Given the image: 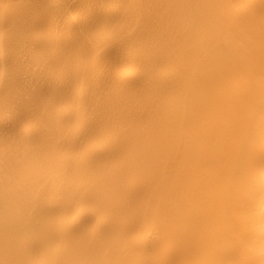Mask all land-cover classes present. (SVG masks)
Segmentation results:
<instances>
[{
  "label": "bare ground",
  "instance_id": "obj_1",
  "mask_svg": "<svg viewBox=\"0 0 264 264\" xmlns=\"http://www.w3.org/2000/svg\"><path fill=\"white\" fill-rule=\"evenodd\" d=\"M46 1L44 0L45 3ZM60 2L61 4L50 5L48 12L44 11L46 10L44 4L42 9L45 13L41 12L42 10L36 11L33 7L29 8L30 5L25 4L27 9H23L27 13L24 10L23 13H26L28 18L31 15L33 19L37 16L41 19L40 22L45 20L40 28L45 26L44 34L49 35V38L51 35L55 37L58 32L57 21L65 16L67 22L75 9L71 7L73 0ZM47 4L46 6H49ZM119 4L122 8L145 7L142 9L144 17H141L145 28L141 32L142 35L119 42L116 51L125 44L123 48L126 51L122 47L120 49L125 51L121 53L123 55L119 54V50L117 51L119 58L113 57L115 60L105 58L102 61L104 68L112 71L104 74L100 72L102 67L99 64L102 63L90 64L94 65L91 70L97 77L93 87L91 85L93 90L100 91L111 85L109 90L106 89L108 91L106 98L97 95L98 97L94 98L98 99H92L93 101L88 103L86 101L90 98L83 100L82 93L81 98L76 95L69 97L72 98L69 101L72 108L84 107L88 118L89 116L94 120L97 118L100 122L97 123V128L95 126L96 130L92 132L93 129H90V132L85 130V133L78 134V136L82 135V140L83 134L85 136L83 142L77 139L80 140L78 142L80 144L77 143L75 139L77 136L70 127L73 126L70 122L71 115H67L55 106V94L71 92L72 81H68L71 84L67 80L63 82L62 77L56 75L57 72H52L50 71L52 68L47 67V63H50L47 62L48 59L49 61L55 59V56L52 57L56 54L55 51L59 50L57 56L60 55L59 47L66 49L64 47L69 44L68 48H72L70 42L61 37L54 38L50 49L42 51L41 43L36 46L34 43L35 48L39 46L37 50L35 48L33 50L37 53H30L25 46L26 43L19 44L20 41L14 43L13 39L18 32L10 27L9 73L7 78L4 77L7 81L5 82L4 79L2 85L0 82L2 86L0 108L5 113L3 117L0 116V124L9 120L11 126L8 128L9 131H6L7 127H4L5 131L0 130V158L4 160L6 154L9 161L7 158L5 161L10 164V161L14 160L9 158L12 150L8 149L15 144H11L10 140L15 139L14 126L21 124L19 121L25 123L34 120L43 128L44 142L48 144L49 149L46 154H49L50 159L47 157V160H51V166L54 165L52 167L55 175L54 185L57 188L65 186L67 188L56 193L55 186L52 188L48 184L50 188H55L54 191L51 190L55 192L54 195L51 193L55 199L49 196L53 201L65 194L64 198L61 196L63 202L59 201L60 207L57 206L58 210L54 213L56 212L55 215L58 216L62 213H70L72 215L70 220L75 221L67 232L58 228L61 238L58 248H51L49 245L46 248L40 246L39 256H43L44 262L41 260L43 264H216L221 258V242L226 232L233 227V216L242 213L243 201L240 192L256 182L261 164L264 162V0H119ZM155 7H192L190 9L192 12L187 11L188 9L185 11L175 9V14L186 15L188 21L193 18L192 23L187 26L179 21L170 25L171 22L169 23L166 18L168 14H163L164 17L159 22L160 16ZM16 11L11 15L12 25L15 28V20L21 19L23 23L24 19L25 23L31 20L30 18L26 20L27 15L22 16L24 14L20 10L18 11L22 15L18 17ZM148 20L158 21L154 31L153 22L149 23ZM33 22V25L36 24L35 20ZM124 28L126 24L119 31H124ZM181 29L183 32L178 35L176 31ZM112 31L118 32L114 28ZM114 34V38L119 40L122 32ZM90 42L87 43L91 46ZM126 46L129 48L127 49ZM87 47V44L75 45L72 49L80 51L75 52L83 53V56L87 51L92 53L88 50L92 46ZM99 51L101 52L100 49ZM67 52H65L66 58L73 55L68 52L71 54L68 56ZM117 53L115 52V55ZM32 54L39 56L34 55L36 58L33 59ZM86 54L89 55L88 52ZM84 57L91 63L88 60L90 55ZM77 58L74 56L68 61L74 63ZM59 61H62L61 57L54 62ZM169 72H172V79L165 82L168 80L166 78L163 80L162 77L164 75L168 77ZM83 73L79 76L82 77ZM100 73L103 74L102 77ZM46 74L49 76L46 89H49L50 93L43 96L38 90L39 78ZM30 101L36 104H31ZM49 110L51 113H48ZM81 113L78 118L82 117ZM83 118L78 120L76 117L73 118L77 120L74 121L78 130L82 127ZM19 129L18 132L24 131L23 128ZM80 130L83 132L84 129ZM107 135L110 141L108 146L103 148L104 144L106 145ZM31 136L34 141L35 137ZM37 140L38 143L42 141L41 138ZM42 145L43 143L41 146L37 144L38 147ZM25 147L27 149V146ZM31 149L34 150V147ZM7 150L9 153H5ZM14 156L17 158L16 155ZM40 156L37 157L42 158L45 155ZM21 157L22 155L20 159ZM30 157H34L33 154ZM66 158L71 162L67 166L64 165ZM27 159L30 160L29 157ZM23 160L19 161V164ZM1 163L3 164L2 161ZM20 165L23 168V164ZM42 175L40 174V177ZM31 177L28 175V179ZM35 177L40 179L39 176ZM34 178L30 179V182L32 180L35 182ZM40 180H36L35 183L45 181ZM31 185L30 189L33 183ZM20 186L11 191L9 185H5L2 187L4 193L0 189V192L2 191L0 215L5 214L7 217L16 211L18 213L19 211L15 209L23 203L24 198L25 205L28 206L26 197L34 193L30 192L24 197L23 193L27 189L25 187L24 192ZM33 190L34 188L31 191ZM41 192H38L40 196ZM36 196L33 198L39 197ZM37 201L40 202V199ZM67 202L68 206L65 205ZM25 205L21 204L22 207ZM40 205H43L42 202ZM31 206L27 207L29 211ZM27 208H24V211L21 208V212H25ZM39 208L41 209L42 206ZM39 208L36 206V209L30 212L33 214ZM46 210L45 212L48 211ZM43 213L41 212L40 215ZM104 217L106 222H102V226H96L95 223H99ZM23 220L21 218L22 223L19 221L21 225ZM19 225H12L6 230L0 226V264H21L27 261L29 256L27 254L26 258L21 256L11 260L12 251L9 249L10 246L6 245L7 232L15 230L20 234ZM36 250L37 247L33 250L36 253H32L38 256L39 251ZM32 256L35 257L33 254ZM9 258L11 259L8 261ZM29 260L32 258H28L27 262ZM27 262L25 263L28 264ZM32 264L40 263L35 259Z\"/></svg>",
  "mask_w": 264,
  "mask_h": 264
},
{
  "label": "rangeland",
  "instance_id": "obj_2",
  "mask_svg": "<svg viewBox=\"0 0 264 264\" xmlns=\"http://www.w3.org/2000/svg\"><path fill=\"white\" fill-rule=\"evenodd\" d=\"M61 0H47L46 1V3L44 2V0L42 1L41 0V2H40V0H0V13H2V14H0V21H2V22H0V42L2 43H0L1 45V47H0V65L2 64V66H0V82H1V85H2V82H4V77H8V73H9V71H8V55H9V50H8V48H9V46L11 45V40H10V30L12 29H16V32H18V34L16 35V38L15 39H13V40H15L14 41V43L17 41H20V43L19 44H25V46H26V48H28V52H30V53H37L36 52V50H37V48L39 47H37V48H35L34 46H36V44L37 45H39L40 43H41V51L42 50H44V49H50V47H51V45L53 44V42H54V38H63L64 40H66V39H68V40H66V41H68V43L70 42V44H71V47L73 48V47H75V45H79V46H83V45H88V47L87 48H91V46H92V48L91 49H88V50H91V54H90V52L89 51H87L88 52V54L90 55V58L88 59L89 61H91V63L90 62H88V61H86L87 60V58L86 57H84V56H87V57H89V55H87L86 53H85V55H83L82 56V54H78L80 51H78V50H75V48L74 49H72V48H68V47H70V45L68 44L67 46H65L64 48H66V49H63V48H58V49H60L61 50V52H62V50H66L65 52H67V50H68V52H70L71 54H73L74 56H77L78 58L77 59H75V62H76V64H75V62L74 63H72L71 61L69 62L68 60H70L72 57H74L73 55H71L70 53H68V54H66V55H71L70 57H67V58H69V59H67L66 58V56H65V52L63 51L62 53V56H60L61 55V52H60V55L59 56H57V52L59 51L58 49H56V50H58L57 52L55 51L54 53H56L55 55H51L52 57H54L55 56V59L57 60V59H59L60 60V57L62 58V61L60 62H58V63H56V62H54L55 61V59H52V60H50L49 61V59H48V61L47 62H50V63H47V67L48 68H52L50 71H52V72H57L56 73V75H58V77H62L61 79H62V81L64 82H66V80H67V82L68 81H72L71 83L70 82H68V83H70L71 84V86H73V88H72V91L71 92H69L68 94H64L63 92H62V94L60 93V92H58V93H56L55 94V106H56V108L57 109H59V110H61L62 112H65L67 115H71V118H70V122H71V125H72V123H73V126H70L71 128H72V130H73V132L75 133L74 135H76L77 137L75 138L76 140L77 139H80L82 142L83 141H85V136H84V134H83V140H82V135H79L78 136V134H82V133H85L86 131L85 130H87V132H90V129H93V130H91V132L92 131H94V130H96V128H97V123L99 122L98 120L99 119H97V118H95L96 120H94V119H92L90 116H89V118H88V116H87V110H86V108H84V107H77L76 108V106H73V108L71 107V102H69L71 99L69 98V97H72V96H74V97H76V96H78V97H82L81 96V93H82V95H83V100H87L88 98H90V99H88L86 102H92L94 99H98V98H94V97H96L97 95L98 96H100V98H101V96L103 97V99L104 98H106V94H108V91L106 90V89H108L109 90V88H110V86H109V88H106V89H101L100 91H94L93 90V84H95V82L97 81V79H95V78H97L95 75H94V73L92 72V66H94V65H90V64H95V65H98L99 63H102V64H99L100 65V67H102L101 68V73H108V72H110V71H112V69L111 70H106L105 68H104V66H103V60L105 59V58H109L110 60H115L113 57H116V58H119V56L120 55H123V54H121L122 52H125L126 51V49H124L125 48V44L123 45H121L119 48L120 49H122L123 47V50H125V51H123V50H117V51H119V54L117 53V51H116V48H117V46L122 42V41H127V39L129 38H131V37H133V36H139V35H142L141 34V32H143L144 31V22H143V20H142V18L141 17H144V15H143V13H142V9L143 8H145V7H120L121 5L119 4V0H117L118 1V3H117V1L116 0H107V2H106V0H73V2H72V5H71V7H74L75 9H73L74 11L72 12V15H70V18H69V20L67 21V22H65L66 20H65V16L62 18V19H60V20H58L59 21V23H58V21H57V30H58V32L56 33V35H55V33H54V35H55V37L53 36V35H51V39L49 38V35H47V34H44L45 32H43V29H44V27L45 26H41V28H40V25H42V23H43V21H45V20H42V22H40V20L41 19H38L37 18V16H35L36 18H34L33 19V17H32V15L31 16H29V18L32 20V22H31V20L28 18V15L26 14L27 13V11L25 10V9H23V8H26L27 9V7H25L26 5L27 6H29L30 5V7L29 8H34L36 11H41V12H46L47 11V9H50V5H57V4H61V2H60ZM81 1V2H80ZM97 1V2H96ZM35 2V3H34ZM43 2V4L41 5V3ZM77 2V3H76ZM78 2H80V3H78ZM87 2V3H86ZM48 3V4H47ZM81 3H82V5H81ZM1 4H2V6H1ZM26 4V5H25ZM38 4V5H37ZM44 4H45V7H46V10H44L43 11V9H44ZM46 4L47 5H49V6H46ZM110 4V5H109ZM118 4H119V6H118ZM6 6V7H3V6ZM25 5V6H24ZM36 5V6H35ZM76 5V6H75ZM80 5V6H79ZM12 6V7H11ZM40 6H41V9H40ZM16 7V8H15ZM111 7V8H110ZM2 8H3V11H2ZM37 8V9H36ZM43 8V9H42ZM89 8V9H88ZM125 8V9H124ZM137 8V9H136ZM147 8V7H146ZM157 10L156 11H158V14H159V22H160V19L161 18H163L164 16H162L163 14H168V17H166L167 18V20L169 21V23L171 22V24L170 25H172V24H174L175 22H182L183 24L185 23L186 25L188 24V25H191V21H192V19L190 18V20L188 21L187 20V16L186 15H184V16H182L183 14H181V15H177V14H175V12H176V10L175 9H179V10H183V11H185V10H187V11H189V12H192V10H190V9H192V7H155ZM6 9V10H5ZM22 9V10H21ZM114 9V10H113ZM166 9V10H165ZM170 9V10H169ZM18 11V10H20L22 13L25 11L26 13V15H27V17H26V20H30V21H27L26 23H25V19H24V23H23V21L20 19L19 20V18H16V19H18L19 21H17V20H15V25H16V28H15V26L14 25H12L13 24V22H12V20H11V15H12V13L14 12V11ZM24 10V11H23ZM96 10V11H95ZM129 10V11H128ZM16 11V12H17ZM95 11V12H94ZM9 12V13H8ZM10 12H11V14H10ZM44 12V13H45ZM48 12V11H47ZM114 12V13H113ZM129 14H128V13ZM166 12V13H165ZM22 13H20L19 11H18V13H17V16L18 17H20L19 15H22ZM103 13V14H102ZM105 13H107V14H105ZM125 13V14H124ZM24 14V13H23ZM22 15V16H26V15ZM79 14V15H78ZM115 14V15H114ZM16 15V14H15ZM101 15V16H100ZM113 15V16H112ZM131 15V16H130ZM3 16V17H2ZM16 16V17H17ZM34 16V15H33ZM67 16V15H66ZM91 16V17H90ZM176 16V17H175ZM14 17V16H13ZM32 17V18H31ZM72 17V18H71ZM136 17V18H135ZM140 17V18H139ZM24 18V17H23ZM28 18V19H27ZM99 18V19H98ZM101 18V19H100ZM184 20H183V19ZM7 19V20H6ZM92 19V20H91ZM136 19H137V21H136ZM139 19V20H138ZM152 19V18H151ZM35 20V23L36 24H34L33 25V21ZM62 20V21H61ZM64 20V21H63ZM88 20V21H87ZM154 20V19H153ZM153 20L151 21L150 20V22H153ZM22 21V22H21ZM37 21V22H36ZM100 21V22H99ZM121 21V22H120ZM140 21L142 22V23H140ZM167 21V22H168ZM12 22V23H11ZM28 22H31V23H28ZM38 22H39V24H38ZM79 22V23H78ZM116 22V23H115ZM132 22V23H131ZM137 22V23H136ZM147 22H149V20L147 21ZM149 22V23H150ZM157 22V23H156ZM89 23V24H88ZM113 23V24H112ZM114 23H115V25H114ZM126 24V28H124L123 30L124 31H119V29H121L122 27H124L125 26V24ZM128 23V24H127ZM139 23V24H138ZM18 24V25H17ZM32 24V25H31ZM97 24V25H96ZM157 24H158V21H155V22H153V26H152V30L154 31L156 28H157ZM184 24V25H185ZM71 25V26H70ZM123 25V26H122ZM130 25V26H129ZM137 25V26H136ZM152 25V24H151ZM187 25V26H188ZM63 26V27H62ZM104 26V27H103ZM4 27V28H3ZM10 27H11V29H10ZM83 27V28H82ZM85 27V28H84ZM94 27V28H93ZM117 27H118V29H117ZM135 27V28H134ZM151 27V26H150ZM78 28V29H77ZM82 28V29H81ZM114 28V30H118V32H114V31H112V29ZM155 28V29H154ZM81 29V30H80ZM98 29V30H97ZM129 29H131V30H129ZM137 29V30H136ZM139 29H140V31H139ZM183 29V28H182ZM179 30V31H176L177 32V34L178 35H180L182 32H183V30ZM65 30V31H64ZM75 30H77V31H75ZM68 31V32H67ZM95 31V32H94ZM101 31V32H100ZM181 31V32H180ZM30 32V33H29ZM32 32H33V35H32ZM43 32V33H42ZM71 32V33H70ZM119 33V32H122V35H121V37H120V39L118 40L117 38H114V33ZM4 33V34H3ZM40 34V35H39ZM42 34V35H41ZM70 34H72V35H70ZM110 34V35H109ZM126 34V35H125ZM127 34L129 35V36H127ZM135 34V35H134ZM3 35V36H2ZM31 35V36H30ZM45 35V36H44ZM70 35V36H69ZM94 35V36H93ZM96 35V36H95ZM109 35V36H108ZM125 35V36H124ZM35 36V37H34ZM72 36H74V37H72ZM87 36V37H86ZM17 37H18V39H17ZM26 37H27V39H26ZM43 37V38H42ZM45 37V38H44ZM48 37V38H47ZM65 37V38H64ZM70 37V38H69ZM84 37V38H83ZM91 37V38H90ZM125 37V38H124ZM2 38V39H1ZM73 38V39H72ZM96 38V39H95ZM8 39V40H7ZM37 39V40H36ZM39 39V40H38ZM42 39V40H41ZM69 39H71L72 40V42H71V40H69ZM76 39H77V42H75L76 41ZM105 39V40H104ZM117 39V40H116ZM32 40V41H31ZM44 40H46L45 41V43H44ZM51 42H50V41ZM53 40V41H52ZM56 40V39H55ZM74 40V41H73ZM80 40V41H79ZM83 40V41H82ZM122 40V41H121ZM3 41V42H2ZM89 41H91L90 42V44H91V46L89 45V43H87V42H89ZM117 41V42H116ZM5 42H7V43H5ZM37 42V43H36ZM96 42V43H95ZM120 42V43H119ZM35 43V45L33 46V44ZM73 43V44H72ZM78 43V44H77ZM81 43V44H80ZM98 43V44H97ZM15 44H17V43H15ZM46 44H47V46H46ZM94 44V45H93ZM72 45H74V46H72ZM46 46V47H45ZM95 46V47H94ZM113 46V47H112ZM43 47V48H42ZM48 47V48H47ZM62 47V46H61ZM122 47V48H121ZM34 48L36 49L35 51H33L34 50ZM103 48V49H102ZM126 48H127V46H126ZM129 48V47H128ZM127 48V49H128ZM72 51H71V50ZM78 49V48H77ZM81 49V48H80ZM99 49L101 50V52L99 51ZM30 50V51H29ZM32 51V52H31ZM39 51V50H38ZM75 51H78V53H76ZM98 51H99V53H98ZM130 50H128V52H129ZM3 52V53H2ZM40 52V51H39ZM115 52L117 53L116 55H115ZM131 52H134V51H131ZM76 55H75V54ZM111 53V54H110ZM3 56H2V55ZM34 54V55H35ZM39 54V53H38ZM94 54H95V56H94ZM33 55V54H32ZM34 55L32 56V58L34 59V58H36L37 56H39V55H35L36 57H34ZM91 55H93V56H91ZM124 55L126 56L127 55V52L126 53H124ZM31 56V55H30ZM118 56V57H117ZM131 56V55H130ZM52 57H50V58H52ZM95 57V58H94ZM85 58V59H84ZM93 58V59H92ZM97 58V59H96ZM102 58V59H101ZM121 58V57H120ZM100 61V62H99ZM66 62V63H65ZM68 62V63H67ZM81 62V63H80ZM7 63V64H6ZM62 63V64H61ZM83 63H84V65H83ZM53 64V65H52ZM78 64V65H77ZM66 65V66H65ZM86 65V66H85ZM3 66H4V68H3ZM72 66V67H71ZM77 66V67H76ZM85 66V67H84ZM90 66V67H89ZM57 68V69H56ZM80 68V69H79ZM1 69H2V71H1ZM5 69V70H4ZM7 69V70H6ZM90 69V70H89ZM103 69V70H102ZM60 70V71H59ZM84 73H83V72ZM65 72V73H64ZM67 72V73H66ZM3 73V74H2ZM5 73V74H4ZM83 73V76L81 77V76H79V75H81ZM100 73V74H101ZM168 73V72H167ZM172 72H169V75L168 74H166V75H168V77H165V75L162 77V79L163 80H165L164 78H166V80H168V81H165V82H169V81H171V79H172V74H171ZM4 75V76H3ZM84 75H85V77H84ZM102 75L103 74H101V76L100 77H102ZM1 76L3 77V78H1ZM64 76V77H63ZM105 76V75H104ZM6 77V78H7ZM84 77V78H83ZM46 78V79H45ZM49 78V76H48V74H46V75H42L40 78H39V86H40V88L38 89L39 90V92L44 96H47V95H49V93H50V91H49V89H46V85L48 84V79ZM68 78H70V79H68ZM3 79V80H2ZM60 79V80H61ZM161 79V80H162ZM96 80V81H95ZM7 81V79H5V82ZM45 81H46V84H45ZM83 81H84V83H83ZM81 82H82V84L83 85H81ZM163 82V81H162ZM91 85H92V87H91ZM45 86V87H44ZM41 87H43L42 89H41ZM80 87H82V88H80ZM2 88V86H0V91L2 90L1 89ZM47 88H48V85H47ZM79 88V89H78ZM85 88V89H84ZM45 89H46V91H45ZM82 90H84V91H82ZM81 91V92H80ZM105 91V92H104ZM90 92V93H89ZM1 94H2V92H0ZM44 93V94H43ZM65 93H67V92H65ZM76 95V96H75ZM104 95H105V97H104ZM97 96V97H98ZM109 96V95H108ZM61 97V98H60ZM73 97V98H74ZM84 98H86V99H84ZM93 99V100H92ZM57 101V102H56ZM66 101V102H65ZM31 102V104H34L35 102H33V101H30ZM68 102V103H67ZM36 104V103H35ZM47 104V103H46ZM58 104V105H57ZM66 104V105H65ZM63 110H62V109ZM82 108H84V109H82ZM66 109V110H65ZM81 110V111H80ZM2 111V112H1ZM86 111V113H84ZM68 112V113H67ZM82 112V113H81ZM48 113H51V111L49 110V112ZM79 113H81L80 115L82 116V117H86L85 119L83 118L82 120H81V122H83L82 124H81V128H79V130H78V127L76 126V122L75 121H77L79 118L81 119L82 117H80L79 116V118H78V115H79ZM4 110H2L1 108H0V116L1 117H3L4 116ZM77 115V116H76ZM86 115V116H85ZM74 117H76V119L77 120H75V119H73ZM75 120V121H74ZM9 121V120H8ZM8 121H6V122H2L3 124L1 125L0 124V126H1V128H0V130L1 131H5V129H4V127L6 128V131L8 130L9 131V126H11V125H9V123H10V121L8 122ZM34 123H33V122ZM21 124H19V126L17 127V125L18 124H16L15 126H14V131L16 132V134L14 133L13 135H15V136H18V134H19V136L18 137H15L14 136V140H13V138L10 140V142H11V144H14L13 146H10V148L8 149V150H12L10 153L8 152V150L5 152V153H9V158H11V159H13L14 158V160H16V161H14V160H11L10 162V164L8 163V161H9V159H8V157L6 156V154H5V158H4V160H2L1 158H0V187L2 186V185H4V186H2V187H5V185H9V187L8 188H10L11 189V191H13V189H16V187H18V186H20L21 185V183H22V186H20L21 188H22V190H24V192H25V190H26V192L25 193H23V195H24V197H26L25 195H27L28 193H30L31 192V194H33L34 193V195H30V194H28L27 195V197L26 198H28L27 199V201H28V206L27 205H25V198H24V201H22L23 203H24V205L25 206H27L28 208H29V205L31 206H34V205H36V206H38V208H39V206H42V208L40 209H37L38 211H35V213H31L30 211L32 210V212L36 209V206H34L33 208H32V206L30 207V211L28 210V208L27 207H22L23 206V203H21L22 204V206H21V204H20V206L18 205L17 207H20V209L18 208L17 209V207H16V209L15 210H18L19 212L17 213V211H16V213H12L11 215H9V216H5V214H3V216L2 215H0L1 217H0V226H2V228L3 229H8V228H10L12 225H15V224H17V225H19L20 227H21V229H20V227L18 226V230L20 229V234L19 233H17V232H15V230H10V231H8L7 232V236H6V238H7V243L8 244H6V245H8V246H10V247H12V248H10L9 247V249H11L10 251H12L11 253H12V255H11V258H9L8 259V261L11 259V260H15L14 258H18V257H24V258H26L27 257V255H29L28 256V258H32V260H29V262H27L28 261V258H27V261H25V262H27L28 264H32V262H35V259H36V262H39L40 264H43V263H41L42 261L44 262V258H43V256L41 257V256H39L40 255V246L43 248V246H44V248H46V246H51V248H58V246L61 244V238H60V234H58V228H60V230H62L63 232H67V231H69L71 228H72V226L74 225L73 223L75 222V221H73V220H70V219H72V215L70 214V213H62L61 215H59L58 216V214H56L55 215V213H54V211L56 210H58V208H57V206H59L60 207V204H61V202H63V200H62V197L61 196H63V195H65V194H63V195H61L59 198L57 197V199H59V200H57L56 199V201H53L52 199H55V198H53V193H55V192H53L54 191V189H55V191H56V193H58L59 191L60 192H62L63 191V189L64 188H66V186L63 188V187H61V188H57V186H55L54 185V179H55V175H54V173L52 172V167H54V165L53 166H51L52 165V162H51V160H47V157H48V159H50V157H49V154H46V153H48V144H46L45 142H44V134H43V131H42V129L43 128H41L39 125H38V123H36L34 120H29V121H27V122H25V123H27V124H25L24 123V121L22 122V121H19ZM33 124H32V123ZM5 123V124H4ZM7 123H8V125H7ZM30 123V125H28ZM37 125H36V124ZM100 123V122H99ZM3 125H5V126H3ZM24 125V126H23ZM83 125H85V126H83ZM23 126V127H22ZM28 126V127H27ZM37 126V127H36ZM75 126V127H74ZM95 126H96V128H95ZM26 129H25V128ZM89 127V128H88ZM16 128V129H15ZM20 128V129H19ZM24 129V131H20V132H18V129L19 130H21V129ZM38 128H40L39 130H38ZM34 129V130H33ZM37 129V130H36ZM80 129H84L83 130V132L80 130ZM17 130V131H16ZM39 131V132H38ZM85 131V132H84ZM32 132L34 133V134H32ZM41 132V133H40ZM27 133V134H26ZM30 133V134H29ZM37 133H39V134H37ZM20 134H22V135H20ZM24 134L26 135L25 137H24ZM28 134H29V138H28ZM41 134V135H40ZM31 135H33V138H34V141H35V144H34V141L32 140V136ZM36 135H37V137H36ZM31 136V137H30ZM80 136H81V138H80ZM20 138V139H19ZM31 138V139H30ZM37 138H38V140H37ZM40 138H41V140L43 141H41V143H43V145H42V147H38V146H41V143H40ZM43 138V139H42ZM25 139V140H24ZM29 141H28V140ZM87 139V138H86ZM14 142H13V141ZM36 140L37 141H39V143L38 142H36ZM79 140V141H80ZM107 140V141H106ZM31 141H33V143H30ZM78 140H77V143L79 142ZM109 136L107 135V136H105V143H106V145L104 144V147L103 148H105V147H107L108 146V144H109ZM25 142H26V144H25ZM29 142V143H28ZM28 144H29V146H28ZM31 144H34L35 146H36V150H35V146L33 145H31ZM37 144H38V146H37ZM78 144H80V143H78ZM15 146V147H14ZM24 148H23V147ZM25 146H27V149L28 150H32L31 148H33L34 147V150H32V151H29V152H27L28 150L27 149H25L26 147ZM17 147V148H16ZM22 147V148H21ZM30 149H29V148ZM15 148V149H14ZM43 148V150L41 151V149ZM44 148H45V150H44ZM14 149V150H13ZM21 149H23V150H27V151H24V153L23 152H21V151H23V150H21ZM39 149H40V151H39ZM39 152H38V151ZM36 151V152H35ZM30 152H32V153H30ZM80 152V151H79ZM17 153V154H16ZM20 153H23V154H20ZM26 153H28L27 155H26ZM38 153H40V155H45V156H43L42 158H38V157H41L40 155H38ZM19 154V155H18ZM32 154H33V156L35 157H30V156H32ZM35 154V155H34ZM8 155V154H7ZM14 155H18L17 156V158H15V156ZM22 155V157H21V159H20V156ZM38 156V157H37ZM29 157V161H28V158ZM7 158V160L8 161H5V159ZM32 158V159H31ZM43 158H45L44 160H43ZM17 159H18V161H17ZM23 159H26L27 160V162H26V160H23ZM39 159V160H38ZM42 159V160H41ZM23 160V162H20V164L22 163L23 164V168H21V165L19 164V161H22ZM68 160H70L69 159V157H68ZM1 161L3 162V164L1 163ZM38 161V162H37ZM5 162V163H4ZM48 162V163H47ZM70 161H67V158H66V160H65V163H64V165H66L67 166V164L69 163ZM27 163H28V166H26L27 165ZM41 163V164H40ZM43 163H45V164H43ZM71 163V162H70ZM26 164V165H25ZM30 164V165H29ZM37 164H39V165H37ZM43 164V167L41 168V165ZM69 165V164H68ZM39 166V167H38ZM44 166H46V167H44ZM26 167V168H25ZM27 167H28V169H27ZM25 168V169H24ZM36 169V170H35ZM39 169H42V170H39ZM2 171V172H1ZM14 173H13V172ZM42 171H44V172H46L45 174H44V172L42 173ZM65 172V171H64ZM63 172V173H64ZM26 173V174H25ZM47 173H49V174H47ZM62 173V172H61ZM10 174V175H9ZM38 174V175H37ZM40 174L42 175V174H44V175H42L41 177H40ZM53 174V175H52ZM13 175V176H12ZM22 175V176H21ZM28 175H29V177H30V175L32 176L30 179H33L35 176H39V178L40 179H44L45 180V178H47L45 181L44 180H40V179H36V177L34 178L35 180V182H36V180H40V181H44V182H40V183H38V181H37V183H38V185H37V183H35V182H33V180L30 182V179H28ZM52 177H51V176ZM11 178H10V177ZM27 176V177H26ZM47 176V177H46ZM6 177V178H5ZM21 177H22V179H21ZM14 178V179H13ZM19 178V179H18ZM49 178H51V179H49ZM4 179V180H3ZM27 179V181H25ZM49 180H50V182H49ZM2 181V182H1ZM7 181V182H6ZM10 182V183H9ZM26 184H25V183ZM5 183V184H4ZM7 183V184H6ZM9 183V184H8ZM11 183L13 184L12 186H11ZM30 183V184H29ZM31 183H33V187H32V189L34 188V192L33 191H31L32 189H30L31 188ZM35 183V184H34ZM24 184V185H23ZM52 186V188H53V186H55V188L54 189H52V188H50V186ZM26 185H28V187L26 186ZM35 185H37V186H35ZM44 185H46V186H44ZM47 185H48V187H47ZM11 186V187H10ZM13 186H15V188L13 187ZM2 187L0 188L2 191H3V193H4V188L2 189ZM7 187V186H6ZM13 187V188H12ZM25 187H26V189H25ZM38 187V189H39V191H38V189H36ZM6 189V188H5ZM20 189V188H19ZM18 189V190H19ZM38 191V192H41V196L38 194V192H35L36 190ZM60 189V190H59ZM67 189V188H66ZM69 189V188H68ZM8 192H10L9 191V189H6ZM21 190V189H20ZM30 190V191H29ZM51 190H53V191H51ZM58 190V191H57ZM2 191L0 192V194L2 193ZM46 191H49V192H46ZM64 191H65V189H64ZM69 191V190H68ZM44 192V193H43ZM59 192V193H60ZM67 192V191H66ZM65 192V193H66ZM48 193V194H47ZM51 195H50V194ZM68 193V192H67ZM62 194V193H61ZM36 195H38L39 197L38 198H35V197H37ZM44 195V196H43ZM31 196V203L29 204V197ZM33 196H35L34 198H33ZM47 196H48V198H47ZM49 196H51L52 197V199H50L51 197H49ZM42 199H41V198ZM65 196H63V198H64ZM22 198V197H21ZM45 198V199H44ZM2 199V198H1ZM36 199V200H35ZM40 199V202H42V204L45 206H43V205H40V202L39 201H37V200H39ZM48 199H50V200H52V201H50V200H48ZM32 200L34 201V202H32ZM43 200V201H42ZM61 200V202H59ZM1 202H2V200H0ZM37 201V202H36ZM49 203H48V202ZM65 201H66V198H65ZM0 202V203H1ZM39 202V203H38ZM46 202V203H45ZM56 202V203H55ZM33 203H35L34 205H33ZM37 203V204H36ZM65 203V202H64ZM64 203H62V205H64ZM58 204V205H57ZM68 204V202L65 204V205H67ZM52 206L54 207V208H52ZM68 206V205H67ZM67 206H64V207H67ZM46 207H49L48 209L46 208ZM21 208H23V211H24V208H27V209H25L26 211H27V214H26V211L25 212H21L22 210H21ZM43 208H46L45 210L47 211V212H45V210L43 209ZM39 210H40V213H39ZM44 210V211H43ZM50 211V212H49ZM52 211V212H51ZM41 212L43 213V212H45V214L43 213L42 215H40L41 214ZM53 213V214H52ZM35 214V215H34ZM38 214V215H37ZM48 214V215H47ZM8 215V214H7ZM31 216V217H30ZM42 218H41V217ZM54 216V217H53ZM66 216V217H65ZM4 217V218H3ZM22 219H24L23 220V224L21 225V223H22V221H21V218ZM39 217V218H38ZM60 217V218H59ZM30 218H32V219H30ZM50 220V221H48V220ZM51 219H52V221H51ZM63 219V220H62ZM105 219V220H104ZM104 219H102L99 223H95V225L96 226H102V224L104 223V222H106V218L104 217ZM35 220V221H34ZM41 220V221H40ZM45 220H47V221H45ZM54 220V221H53ZM19 221L21 222V223H19ZM29 221V222H28ZM70 221V222H69ZM5 222V223H4ZM27 222H28V225H27ZM52 222V223H51ZM57 222V223H56ZM96 222V221H95ZM103 222V223H102ZM19 223V224H18ZM46 223H48V224H46ZM59 223V224H58ZM32 224V226H30V225ZM61 224V225H60ZM5 225V226H4ZM25 225V226H24ZM34 225V226H33ZM67 225V226H66ZM36 226V227H35ZM70 226V227H69ZM31 227V228H30ZM33 227V228H32ZM35 227V228H34ZM52 227V228H51ZM47 228V229H46ZM50 228V229H49ZM67 228V229H66ZM26 229V230H25ZM28 230V231H27ZM52 230V231H51ZM55 230V231H54ZM57 230V231H56ZM23 231V232H22ZM43 231V232H42ZM45 231V232H44ZM14 232V233H13ZM22 232V233H21ZM29 232V233H28ZM31 232V233H30ZM38 232V233H37ZM52 232V233H51ZM33 233V234H32ZM55 233V234H54ZM19 234V235H18ZM40 234V235H39ZM54 234V235H53ZM58 234V235H57ZM18 235V236H17ZM29 235V236H28ZM49 235H50V237H49ZM22 236V237H21ZM25 237H28L27 239L25 238ZM32 238V239H31ZM40 238V239H39ZM52 238V239H51ZM55 238H57V239H55ZM58 238H60V239H58ZM28 240H31V241H28ZM48 240H50V241H48ZM26 241H27V243H26ZM37 241V242H36ZM44 241V242H43ZM57 242V244H56V242ZM9 242H10V244H9ZM18 242H20V243H18ZM32 242V243H31ZM35 243V244H34ZM38 243V244H37ZM39 243H41V244H39ZM45 243V244H44ZM58 243H59V245H58ZM24 244V245H23ZM26 244V245H25ZM28 245V246H27ZM23 248H22V247ZM37 247V249L38 250H36L37 252L39 251V254H38V256H36V254H34V253H36L35 251H33V250H35L36 249V247ZM39 246V247H38ZM17 249V250H16ZM30 249H31V251H30ZM33 249V250H32ZM15 250V251H14ZM43 250V249H42ZM24 251H26L25 253H24ZM32 252H34V253H32ZM24 256H23V255ZM27 254V255H26ZM32 254L35 256V257H37L38 258V260H37V258H35V257H33L32 256ZM12 256H14V257H12ZM34 258V259H33ZM21 260V259H20ZM42 260V261H41ZM31 261V262H30ZM23 263V264H26V263ZM21 263V264H22ZM19 264V263H18ZM44 264H46V263H44Z\"/></svg>",
  "mask_w": 264,
  "mask_h": 264
},
{
  "label": "clouds",
  "instance_id": "obj_3",
  "mask_svg": "<svg viewBox=\"0 0 264 264\" xmlns=\"http://www.w3.org/2000/svg\"><path fill=\"white\" fill-rule=\"evenodd\" d=\"M242 213L233 216V227L221 242L216 264H264V162L256 182L240 192Z\"/></svg>",
  "mask_w": 264,
  "mask_h": 264
}]
</instances>
